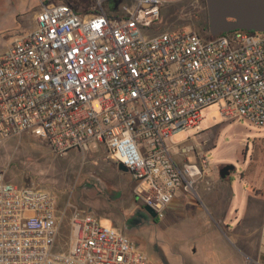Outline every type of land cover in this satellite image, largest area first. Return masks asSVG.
Here are the masks:
<instances>
[{
	"label": "built area",
	"instance_id": "built-area-1",
	"mask_svg": "<svg viewBox=\"0 0 264 264\" xmlns=\"http://www.w3.org/2000/svg\"><path fill=\"white\" fill-rule=\"evenodd\" d=\"M161 1L123 0L117 14L101 0L85 14L42 2L35 28L0 58V138L31 132L57 154L103 145L164 219L179 193L199 200L210 166L197 144L175 143L176 132L197 127L214 103L264 126V31H157ZM63 218L54 193L0 171V264H153L79 207L58 243Z\"/></svg>",
	"mask_w": 264,
	"mask_h": 264
},
{
	"label": "rangeland",
	"instance_id": "rangeland-1",
	"mask_svg": "<svg viewBox=\"0 0 264 264\" xmlns=\"http://www.w3.org/2000/svg\"><path fill=\"white\" fill-rule=\"evenodd\" d=\"M98 1L0 0V48L5 40L33 30L32 16L42 2L70 3L82 10L99 7ZM157 27L206 35L209 22L205 0H162ZM201 117L197 127L176 132L172 140L197 144L206 153L210 166L204 176L214 175L222 184L217 187H232L239 174L253 175L260 158L264 159V139H259L264 137V126L227 117L217 103L202 109ZM226 163L234 164L235 169L223 179L219 169ZM0 171L5 172L7 181L55 194L58 209L64 213L58 243L68 240L70 216L74 207H79L100 223L124 232L153 264L243 263V237H235L226 225L218 223L203 200L183 218L174 217V222L154 219L134 192L138 183L134 174L120 169L103 145L57 154L46 140L31 132L0 138ZM205 186L206 179L198 182L199 193Z\"/></svg>",
	"mask_w": 264,
	"mask_h": 264
},
{
	"label": "crops",
	"instance_id": "crops-1",
	"mask_svg": "<svg viewBox=\"0 0 264 264\" xmlns=\"http://www.w3.org/2000/svg\"><path fill=\"white\" fill-rule=\"evenodd\" d=\"M103 8L108 13L117 14L123 0H101ZM107 4V7H104ZM72 5V4H71ZM73 6V5H72ZM97 5L90 9L78 10L81 13H90L96 10ZM36 13L32 16L31 23L36 26ZM35 28V27H34ZM33 28V29H34ZM32 30V29H31ZM157 31H166L157 27ZM29 32V31H28ZM27 32L23 33L26 34ZM13 38L5 40L0 48V58L9 47ZM259 139H264L260 137ZM258 170L253 175L239 174L238 181L232 187H217L222 185L215 180L214 175L204 176L199 182L206 179L207 186L201 189L199 200H190L189 196L179 193L173 200L166 217L168 222H174V217L183 218L189 214V209L207 202L212 217L228 227L235 237H243L244 246L242 264H264V159L258 161ZM250 176V177H249ZM249 182V185H246ZM203 200V201H202ZM167 222V223H168ZM249 260V261H248Z\"/></svg>",
	"mask_w": 264,
	"mask_h": 264
},
{
	"label": "water",
	"instance_id": "water-1",
	"mask_svg": "<svg viewBox=\"0 0 264 264\" xmlns=\"http://www.w3.org/2000/svg\"><path fill=\"white\" fill-rule=\"evenodd\" d=\"M208 12L209 33L212 36L232 30L264 31V0H205ZM120 169L129 171L122 163ZM235 169L226 163L219 169L221 178H226ZM145 210L155 218L156 211L148 205Z\"/></svg>",
	"mask_w": 264,
	"mask_h": 264
},
{
	"label": "flooded vegetation",
	"instance_id": "flooded-vegetation-1",
	"mask_svg": "<svg viewBox=\"0 0 264 264\" xmlns=\"http://www.w3.org/2000/svg\"><path fill=\"white\" fill-rule=\"evenodd\" d=\"M206 32H207V34H209V29H208V28H207ZM207 34H206V35H207Z\"/></svg>",
	"mask_w": 264,
	"mask_h": 264
},
{
	"label": "trees",
	"instance_id": "trees-1",
	"mask_svg": "<svg viewBox=\"0 0 264 264\" xmlns=\"http://www.w3.org/2000/svg\"><path fill=\"white\" fill-rule=\"evenodd\" d=\"M154 219H159V218L155 217Z\"/></svg>",
	"mask_w": 264,
	"mask_h": 264
}]
</instances>
